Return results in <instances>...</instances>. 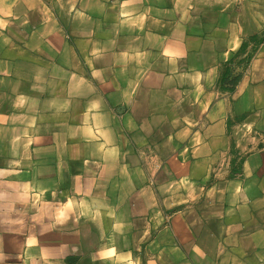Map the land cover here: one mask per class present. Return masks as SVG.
<instances>
[{"label": "crops", "instance_id": "obj_1", "mask_svg": "<svg viewBox=\"0 0 264 264\" xmlns=\"http://www.w3.org/2000/svg\"><path fill=\"white\" fill-rule=\"evenodd\" d=\"M262 34L264 0H0V264H264Z\"/></svg>", "mask_w": 264, "mask_h": 264}, {"label": "trees", "instance_id": "obj_2", "mask_svg": "<svg viewBox=\"0 0 264 264\" xmlns=\"http://www.w3.org/2000/svg\"><path fill=\"white\" fill-rule=\"evenodd\" d=\"M263 35L264 34L261 35L260 41H262V36ZM249 61H250V59H245V60H242L240 62V64H241V66L243 68H245L248 65ZM238 77H239V75L238 76H235V77H232V74H231V64H228V65L225 66V73L223 75L222 80L220 81V86L223 89L231 90L233 88L234 83L237 81Z\"/></svg>", "mask_w": 264, "mask_h": 264}, {"label": "built area", "instance_id": "obj_3", "mask_svg": "<svg viewBox=\"0 0 264 264\" xmlns=\"http://www.w3.org/2000/svg\"><path fill=\"white\" fill-rule=\"evenodd\" d=\"M262 43L264 44V35L262 36Z\"/></svg>", "mask_w": 264, "mask_h": 264}]
</instances>
